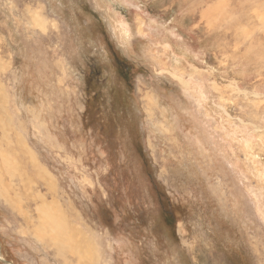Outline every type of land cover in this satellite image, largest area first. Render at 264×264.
<instances>
[{
  "label": "rangeland",
  "instance_id": "obj_1",
  "mask_svg": "<svg viewBox=\"0 0 264 264\" xmlns=\"http://www.w3.org/2000/svg\"><path fill=\"white\" fill-rule=\"evenodd\" d=\"M0 181V264H68L40 192L99 264H264V0H0Z\"/></svg>",
  "mask_w": 264,
  "mask_h": 264
},
{
  "label": "bare ground",
  "instance_id": "obj_2",
  "mask_svg": "<svg viewBox=\"0 0 264 264\" xmlns=\"http://www.w3.org/2000/svg\"><path fill=\"white\" fill-rule=\"evenodd\" d=\"M22 147L26 149L24 145H22ZM25 151L26 152L22 156H25L27 160L24 163L28 162V165H30V167L31 164H34L35 166L33 170L35 173L33 174L37 175L42 180L44 187L49 192H55L56 188L55 185L52 184V178H51L52 176L50 177L49 173H47V171L42 166H40L37 159L31 154V152H29V150L26 149ZM4 162L7 165V173L11 172L12 174V172H16L15 171L16 166H14L13 164V162L16 163L15 160H12L10 157H5ZM42 186L40 188H42ZM14 192H16V190H14ZM49 192L48 193L40 192L39 195L36 194L35 196L41 201V205L39 206V211H38V221L36 222L34 221V219L32 221L33 222L32 232L36 240L42 243L46 242L51 244L56 251V255L64 256L67 259L70 257V259H68L69 261L65 260V263L99 264L100 261V253L98 249L99 241L96 239L95 235L91 234L89 230L87 231L85 228H83L82 226L83 224L82 225L81 223L77 224L75 221L71 223L70 215H68L69 213L67 214L66 210L61 205L57 204L58 210H56L53 207L54 205L52 206L51 203H49V197H48L50 194ZM0 197L13 210H17L19 213H21L22 211L21 201L19 200L17 193L15 194V196H13V194L9 193V189L5 185H2L0 186ZM53 208L55 210H53ZM27 217H28L27 214H24L23 218L25 221L28 220Z\"/></svg>",
  "mask_w": 264,
  "mask_h": 264
},
{
  "label": "trees",
  "instance_id": "obj_3",
  "mask_svg": "<svg viewBox=\"0 0 264 264\" xmlns=\"http://www.w3.org/2000/svg\"><path fill=\"white\" fill-rule=\"evenodd\" d=\"M165 218H166L167 224L170 223L172 225V223H174V218L171 215V212L166 213Z\"/></svg>",
  "mask_w": 264,
  "mask_h": 264
},
{
  "label": "water",
  "instance_id": "obj_4",
  "mask_svg": "<svg viewBox=\"0 0 264 264\" xmlns=\"http://www.w3.org/2000/svg\"><path fill=\"white\" fill-rule=\"evenodd\" d=\"M6 263V262H5Z\"/></svg>",
  "mask_w": 264,
  "mask_h": 264
}]
</instances>
